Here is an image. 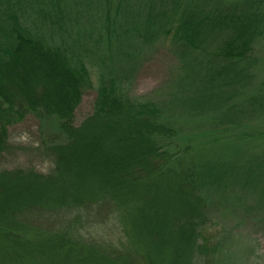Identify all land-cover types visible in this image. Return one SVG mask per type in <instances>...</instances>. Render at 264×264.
<instances>
[{
	"label": "trees",
	"instance_id": "trees-1",
	"mask_svg": "<svg viewBox=\"0 0 264 264\" xmlns=\"http://www.w3.org/2000/svg\"><path fill=\"white\" fill-rule=\"evenodd\" d=\"M168 37L178 83L139 100L106 81L77 122L72 58L133 68ZM33 110L58 131L28 149L48 170L0 164V264H212L213 213L236 187L264 199V0H0V162Z\"/></svg>",
	"mask_w": 264,
	"mask_h": 264
},
{
	"label": "rangeland",
	"instance_id": "rangeland-1",
	"mask_svg": "<svg viewBox=\"0 0 264 264\" xmlns=\"http://www.w3.org/2000/svg\"><path fill=\"white\" fill-rule=\"evenodd\" d=\"M111 30L113 27L107 28L106 33H111ZM69 53L71 54V52ZM82 54L85 56L84 61L81 58L78 60L84 64L75 63L73 58L72 63L76 69L82 67V70H86L90 86L76 109L77 122L94 110L99 90L103 88L106 81H109V85H114L113 82L116 81L121 89L128 91V95L136 96L139 100L161 98L163 93L158 91H161L165 86L171 74L174 77L176 75L174 85L179 82L178 77L184 73L186 60L178 53L171 37L159 42L153 50L145 54L146 56L137 66L125 69L117 68L113 71L114 74L109 68L105 69L96 56L93 57L85 50L82 51ZM54 117L47 118L42 111L33 110L21 120L10 125L11 141L21 148L16 153L3 157L0 164L13 167L26 165L31 159H35L39 169L48 170L50 163L34 158L28 149L40 144L43 137L57 133L59 119L57 116ZM25 132L28 133V138L26 140L19 139ZM256 151L259 154L261 146H258ZM258 187L262 195L264 184ZM234 190L240 196V200L232 199L229 209L231 213L225 215L213 213L212 222L202 231L205 243L211 248H218L216 252L211 253L214 261L212 264H264V199L258 198L257 192L250 187H246L244 190L236 187ZM254 206L258 208L255 209ZM247 209H250L251 212L248 213ZM107 228L108 225L104 227V230L102 228L95 229L98 231L94 232L95 237L92 235L90 237L111 239L117 236L114 234L116 230L112 229V226L110 228L109 225V229ZM101 231L103 232L101 233Z\"/></svg>",
	"mask_w": 264,
	"mask_h": 264
},
{
	"label": "clouds",
	"instance_id": "clouds-1",
	"mask_svg": "<svg viewBox=\"0 0 264 264\" xmlns=\"http://www.w3.org/2000/svg\"><path fill=\"white\" fill-rule=\"evenodd\" d=\"M28 138V133L25 132L19 139L26 140Z\"/></svg>",
	"mask_w": 264,
	"mask_h": 264
}]
</instances>
